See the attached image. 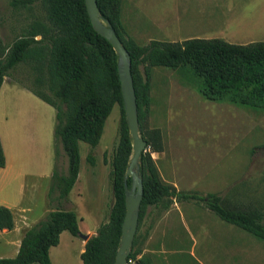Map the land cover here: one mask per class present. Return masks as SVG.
<instances>
[{
  "label": "trees",
  "instance_id": "16d2710c",
  "mask_svg": "<svg viewBox=\"0 0 264 264\" xmlns=\"http://www.w3.org/2000/svg\"><path fill=\"white\" fill-rule=\"evenodd\" d=\"M97 2L102 17L112 24L130 54L139 121L151 105L155 67L173 69L188 65L203 80L200 92L206 99L264 110V42L239 45L220 39L192 38L182 43L152 40L140 45L125 28L122 0ZM10 4L14 9L24 10L39 4L45 20H34L8 47L0 42V91L19 64L32 62L36 77L34 87L29 90L56 111V168L49 191L51 211L26 232L17 257L0 259V264H51L50 250L60 244L63 232L80 237L77 213L65 207L80 175L79 144L83 142L92 148L99 145L106 122L118 104L122 118L111 161L115 202L108 221L86 242L81 254L83 264H115L126 214V174L133 155L118 72L119 57L108 40L94 29L85 0H11ZM60 147L68 158L65 172L57 168ZM88 161L95 165L92 155ZM5 164L0 142V168ZM138 171L144 184L140 222L148 207H159L166 200L194 202L205 205L223 222L264 242L263 212L255 208L231 209L217 195L184 192L164 183L151 155L145 152ZM127 183L130 187L132 179L128 178ZM13 228L11 210L0 207V229ZM136 238L129 264H142L139 252L134 250Z\"/></svg>",
  "mask_w": 264,
  "mask_h": 264
},
{
  "label": "rangeland",
  "instance_id": "374dc122",
  "mask_svg": "<svg viewBox=\"0 0 264 264\" xmlns=\"http://www.w3.org/2000/svg\"><path fill=\"white\" fill-rule=\"evenodd\" d=\"M10 1L0 0V42L4 47L20 38L34 20H45L39 4L30 10L14 9ZM229 5L233 12H229ZM240 11L247 22L245 35H237L233 22ZM122 15L130 38L140 45L152 40L182 43L192 38L234 44L264 42V0H122ZM223 25L228 27L226 34L221 32ZM35 77L32 62H23L7 81L31 89ZM202 83L188 65L152 69L151 105L139 121L142 137L150 141L145 153L151 155L164 183L184 192L217 195L231 209L255 208L264 213V110L208 100L200 92ZM8 87L4 92H20ZM121 118L117 104L99 145L79 144L80 182L69 195L76 207L70 201L65 207L77 213L85 235L97 224L95 214L98 228L108 221L115 202L111 161ZM53 144L56 161L54 136ZM59 150L60 165H68L63 148ZM91 155L94 166L88 161ZM198 221L209 227L226 223L205 205L194 202L166 200L159 207H148L139 222L134 250L140 252V245H151L148 239L152 233H164L165 228L167 233H179L175 224L185 222L189 230ZM72 237L66 232L61 238V245L52 252V264H83V240Z\"/></svg>",
  "mask_w": 264,
  "mask_h": 264
},
{
  "label": "crops",
  "instance_id": "0c3cea01",
  "mask_svg": "<svg viewBox=\"0 0 264 264\" xmlns=\"http://www.w3.org/2000/svg\"><path fill=\"white\" fill-rule=\"evenodd\" d=\"M240 16L241 11L233 21L235 30L237 35H245L247 22ZM225 30L228 27L223 25L221 32L226 34ZM233 34L230 36H236ZM252 43L257 42L249 44ZM7 80L0 91V142L6 158L5 166L0 168V207L11 210L14 228L0 229V259L16 258L26 232L51 211L49 191L56 168L53 144L56 112L41 105L39 102L50 106L29 89ZM6 85L9 90L20 92H4ZM67 166L57 161L59 171L65 172ZM79 182L80 175L76 184ZM70 203L75 206L71 199ZM95 215L97 224L85 232L88 235H94L98 229V214ZM175 225L181 232L167 233L165 228L164 233L150 235L151 245H140L138 259L142 264H264V242L232 224L215 223L209 227L198 221L189 230L185 222ZM85 244L83 241L84 248ZM60 245L61 240L51 248V261L53 250Z\"/></svg>",
  "mask_w": 264,
  "mask_h": 264
},
{
  "label": "water",
  "instance_id": "95a60500",
  "mask_svg": "<svg viewBox=\"0 0 264 264\" xmlns=\"http://www.w3.org/2000/svg\"><path fill=\"white\" fill-rule=\"evenodd\" d=\"M85 2L94 29L108 40L119 57L118 72L121 81L124 111L130 136L133 140V155L129 163L125 183L126 214L122 225L120 247L115 260V264H129L128 258L132 252L137 235L141 206L144 199V184L142 176L139 174L138 167L148 143L140 132L137 97L132 75L130 54L116 31L113 29L112 24L102 17L97 0H85ZM128 178L132 179L130 187L127 183ZM80 238L87 242L91 236L81 233Z\"/></svg>",
  "mask_w": 264,
  "mask_h": 264
},
{
  "label": "built area",
  "instance_id": "2783aa9c",
  "mask_svg": "<svg viewBox=\"0 0 264 264\" xmlns=\"http://www.w3.org/2000/svg\"><path fill=\"white\" fill-rule=\"evenodd\" d=\"M133 263V261H131Z\"/></svg>",
  "mask_w": 264,
  "mask_h": 264
}]
</instances>
